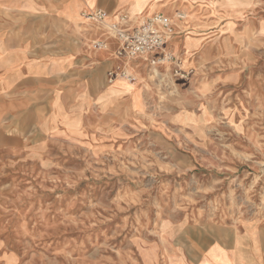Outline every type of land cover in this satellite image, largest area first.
I'll return each instance as SVG.
<instances>
[{
    "label": "rangeland",
    "instance_id": "1",
    "mask_svg": "<svg viewBox=\"0 0 264 264\" xmlns=\"http://www.w3.org/2000/svg\"><path fill=\"white\" fill-rule=\"evenodd\" d=\"M160 6L166 56L116 48L119 90H0V264H174L193 230L264 218V0Z\"/></svg>",
    "mask_w": 264,
    "mask_h": 264
},
{
    "label": "crops",
    "instance_id": "2",
    "mask_svg": "<svg viewBox=\"0 0 264 264\" xmlns=\"http://www.w3.org/2000/svg\"><path fill=\"white\" fill-rule=\"evenodd\" d=\"M134 1L0 0V90L22 86L24 92H46L47 80L52 78L56 86L66 84L56 93L77 92L76 100L79 89L82 92L84 88L101 95L112 93L105 74L117 62L114 50L118 42L109 35L107 24L116 22L122 11L139 21L149 16L150 6L155 3L156 13L163 10L160 0H141L145 1L142 10L132 13L130 8L137 4ZM172 9L168 6L164 11L171 15ZM95 10L105 12V20L87 17ZM96 42H104L103 48L96 47ZM120 88L111 87L114 91ZM56 103L58 97L54 99V108ZM193 231L195 240H190L189 247L174 264H264V218L209 223Z\"/></svg>",
    "mask_w": 264,
    "mask_h": 264
},
{
    "label": "built area",
    "instance_id": "3",
    "mask_svg": "<svg viewBox=\"0 0 264 264\" xmlns=\"http://www.w3.org/2000/svg\"><path fill=\"white\" fill-rule=\"evenodd\" d=\"M91 14L92 16L87 15V17L95 21H103V17H105V13L101 10H96ZM120 19L125 21L128 16L122 14ZM112 28L115 30V37L118 42L115 52L117 59L126 62L127 60L142 58L153 65L165 58L166 53L163 51V47L173 34L169 17L162 13L145 18L133 27L113 24ZM127 73L125 68L120 70L119 66H114L107 71V80L112 83L118 76L128 77Z\"/></svg>",
    "mask_w": 264,
    "mask_h": 264
}]
</instances>
